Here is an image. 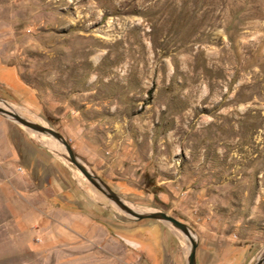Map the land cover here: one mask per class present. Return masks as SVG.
Instances as JSON below:
<instances>
[{
    "label": "rangeland",
    "instance_id": "374dc122",
    "mask_svg": "<svg viewBox=\"0 0 264 264\" xmlns=\"http://www.w3.org/2000/svg\"><path fill=\"white\" fill-rule=\"evenodd\" d=\"M0 106L62 134L131 209L187 224L196 264L261 258L264 0H0ZM64 150L0 113V215L56 175L136 264H186L184 234L133 219Z\"/></svg>",
    "mask_w": 264,
    "mask_h": 264
},
{
    "label": "crops",
    "instance_id": "0c3cea01",
    "mask_svg": "<svg viewBox=\"0 0 264 264\" xmlns=\"http://www.w3.org/2000/svg\"><path fill=\"white\" fill-rule=\"evenodd\" d=\"M47 178L40 183L21 182L18 203L8 202V216L0 215L2 223L12 226L0 231L1 264H136L137 250L122 247L116 239L122 235H111L100 223V209L89 204L78 187L56 175L54 180ZM41 232L48 241L37 245L34 239ZM162 234L158 242L163 249ZM107 238L118 246H102L103 241L111 243Z\"/></svg>",
    "mask_w": 264,
    "mask_h": 264
},
{
    "label": "water",
    "instance_id": "95a60500",
    "mask_svg": "<svg viewBox=\"0 0 264 264\" xmlns=\"http://www.w3.org/2000/svg\"><path fill=\"white\" fill-rule=\"evenodd\" d=\"M0 113L8 116L9 118L13 119L17 123L37 132L46 133L56 140H58L67 151V156L69 158V161H71L77 169L83 174V176L92 184L94 185L98 190H100L110 201L115 203L119 208H121L124 212H126L128 215H130L133 219L140 220L143 218H152V219H158L162 222H165L172 227L179 230L182 234H184L188 240L190 241V248L187 254L186 264H196V248H197V242L193 238V234L190 230V228L187 226V224L181 222L180 220L176 219L175 217L168 215L165 212L162 211H153L149 213H142L135 211L131 209L129 206H127L117 195L99 176L91 172L89 169L85 167L84 164H82L78 158L75 156L71 146L67 142V140L63 137L62 134L55 131L54 129L44 126L39 123H35L32 121H29L25 118H23L21 115L15 113L12 110L3 108L0 106ZM256 264H264V249L261 253V258L256 262Z\"/></svg>",
    "mask_w": 264,
    "mask_h": 264
},
{
    "label": "bare ground",
    "instance_id": "6f19581e",
    "mask_svg": "<svg viewBox=\"0 0 264 264\" xmlns=\"http://www.w3.org/2000/svg\"><path fill=\"white\" fill-rule=\"evenodd\" d=\"M64 155H66L67 156V152H66V150H64ZM68 160V159H67ZM186 240H188V238L186 237ZM187 242H189V245H187L189 248H190V241L188 240ZM186 244V243H185Z\"/></svg>",
    "mask_w": 264,
    "mask_h": 264
},
{
    "label": "built area",
    "instance_id": "2783aa9c",
    "mask_svg": "<svg viewBox=\"0 0 264 264\" xmlns=\"http://www.w3.org/2000/svg\"><path fill=\"white\" fill-rule=\"evenodd\" d=\"M40 240H41V239H40V237H38V236L35 237V239H34L35 242H39Z\"/></svg>",
    "mask_w": 264,
    "mask_h": 264
}]
</instances>
